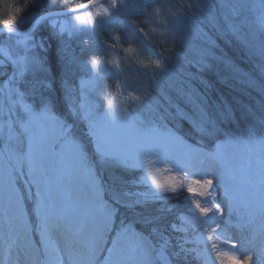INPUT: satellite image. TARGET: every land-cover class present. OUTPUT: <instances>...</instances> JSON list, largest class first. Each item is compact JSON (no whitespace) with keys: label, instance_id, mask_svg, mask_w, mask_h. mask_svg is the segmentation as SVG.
Returning a JSON list of instances; mask_svg holds the SVG:
<instances>
[{"label":"rangeland","instance_id":"obj_1","mask_svg":"<svg viewBox=\"0 0 264 264\" xmlns=\"http://www.w3.org/2000/svg\"><path fill=\"white\" fill-rule=\"evenodd\" d=\"M47 1L50 8L62 9L76 3L0 0V26L20 24L17 31L25 32L38 17L51 12ZM168 1L107 0L97 6L108 7L109 14L94 16L91 21L80 22L76 16L95 13L96 7L43 19L35 28L50 30L59 42L55 77L45 63L43 42L32 34L35 28L25 37L0 35V199L10 215L13 232L11 245L5 243L7 237L0 239V264H57V257H62L63 264H103L105 256L110 264H150L149 251L141 239L130 248L122 246L123 240L112 248L113 239L111 243L108 240L113 230L109 231L99 203L106 196L125 205L129 199L107 193L95 169L99 167L103 175H114L117 167L142 169L146 185L154 193L161 192L148 178V165L141 162L145 157L161 169V181L183 172L213 179L212 191L224 212L217 217L222 225L215 233L217 252L234 251L241 257L255 253V264L264 261V138L228 140L211 154L198 139L200 146L171 130H159L145 112L151 107L149 95L163 93V86L172 88L181 72L165 66L154 48L172 49L193 65H204L212 45L209 30L244 35L246 30L249 35L254 27L264 29V0ZM128 48L132 51L127 52ZM93 59L97 60L95 67ZM153 60H159L160 65ZM176 62L179 67L181 61ZM108 101H112L117 124L110 128V143L101 144L94 119L108 112ZM55 104L61 105L59 110ZM23 105H28L31 113ZM45 110L62 125L63 135L49 138L45 146L37 148L34 134L21 125L28 124L32 114ZM125 111L131 119L122 123ZM66 140L73 142L72 153L62 148ZM190 157L193 161L184 163ZM169 166L171 171L164 172ZM24 167L43 199L35 205L40 211L38 219L47 222L58 249L50 259H41L40 252L34 246L25 247V238H21V220L29 232L32 224L22 202L31 193ZM173 194L186 215L182 188ZM195 199L205 206L211 204V198ZM196 214L199 217L198 211ZM199 218L215 227L209 218ZM6 221L2 220L7 230ZM237 223L240 227L231 226ZM0 226V233H4ZM199 228H191L192 233ZM232 242L237 243L235 249ZM162 262L165 264V259Z\"/></svg>","mask_w":264,"mask_h":264},{"label":"trees","instance_id":"obj_2","mask_svg":"<svg viewBox=\"0 0 264 264\" xmlns=\"http://www.w3.org/2000/svg\"><path fill=\"white\" fill-rule=\"evenodd\" d=\"M84 3L86 0H76V3L65 9L58 6L50 8L48 1L46 5L49 11L54 12L78 8ZM21 27L20 24L13 27L5 24L0 26V29L20 30ZM245 33L246 35L241 32L220 33L209 30L212 45L208 46L205 64L199 66L193 65L189 58L178 57L172 49L163 51L154 48V52L161 57L165 66H174L181 71L179 80L174 81L172 88L161 84L163 93L149 95L151 107L145 112L159 130H171L191 144L200 146L198 139L207 151L216 148L217 143L222 144L228 140L264 137V29L254 27L248 32L249 35L246 30ZM32 34L43 42L45 63L52 76H58L57 37H53L48 29L37 27ZM177 60L181 61L179 67L175 64ZM168 61H174V64ZM55 106L58 110L61 107L59 104ZM90 151H93L91 146ZM130 167H127V170L117 167L114 169V175H103L99 167L95 168L97 179L107 193L120 194L129 199L125 205L106 196L104 202L108 203L109 209L114 212L116 225L108 241L116 236V229L134 228L139 237L130 238L128 241L132 245L133 240L145 241L150 264H163L162 260L165 258L169 264H219L216 258L217 249L213 250V244L218 245L219 242L207 231L209 226L200 227L197 232L192 233L193 230L189 228L187 233H181L178 230V217L182 212L177 195L174 198L172 192H156L157 195L148 184L146 185L145 172ZM23 175L25 183L31 189L28 198L25 196L22 201L32 222L30 232L28 228H25V231L28 237L35 239L39 245L38 234L43 222V219H38L40 211L35 206L38 204L39 193L25 169ZM22 185L25 187L23 180ZM182 190L187 199L186 189ZM166 195L171 198L167 199ZM7 211L3 200L0 199V225L5 231L0 233V239L7 237L5 243L10 245L12 240L9 236L13 232L10 230V215H7ZM2 220H8L7 230ZM209 235L212 236L211 240L208 239ZM21 238L25 236L21 235ZM123 243L127 247V240H123ZM34 247L44 260L45 253L42 248ZM103 253L101 252V257Z\"/></svg>","mask_w":264,"mask_h":264},{"label":"snow or ice","instance_id":"obj_3","mask_svg":"<svg viewBox=\"0 0 264 264\" xmlns=\"http://www.w3.org/2000/svg\"><path fill=\"white\" fill-rule=\"evenodd\" d=\"M118 2V0H117ZM81 8L96 7V12H88L86 16L78 15L76 20L80 22L91 21L94 16H99L101 14L108 15L109 8L104 6H97V0H86V3L80 5ZM143 31V30H141ZM119 39V37H117ZM127 52H131L132 49H126ZM92 65L95 67L97 60L93 59L91 61ZM153 64L159 66V60H153ZM25 111L31 113V109L28 105H23ZM130 116L125 111L122 113L121 122L130 121ZM117 124L116 116L113 111L112 101H108V112L98 115L94 119V126L96 133L98 134L101 144L110 143V128L114 127ZM26 132H32L34 134L35 143L37 148L45 146L46 141L49 138H55L57 136L63 135L62 125H60L53 117L49 115L47 110L40 112L39 114H32L28 124L21 125ZM64 151L72 153L74 151L73 142L66 140L62 145ZM142 164L148 165V178L151 179L152 183L159 189L161 192H172L175 193L178 189L184 188L188 194L186 201L187 214L181 215L178 217L180 222L179 231L181 233H187L189 228H196L198 226L204 227L202 223L204 220H201L199 217H207L210 219L211 223L215 224L214 228H210L207 231L211 233H216L217 229L222 227L220 220L217 217H222L224 215L222 206L216 200V193L212 191L214 187V180L211 178H196V176H189L186 172L183 174H178L174 176L167 177L165 180H158V177L161 173L160 168L154 167L156 163L152 159L142 158ZM164 172L171 171L170 166L163 169ZM147 196V194H145ZM193 197H201L204 199L211 198V206H205L200 199H194ZM192 205L195 206V211L192 208ZM99 211L103 214L105 221L107 223L108 229L111 232L116 228L114 212L109 209V206L101 201L99 203ZM198 211L199 217L196 215ZM234 211H236L234 209ZM211 213V217L209 214ZM237 216L239 212L237 211ZM19 219V217H18ZM231 224V222H230ZM234 227H240L237 223L236 225H231ZM175 228L176 226L173 225ZM20 231L24 234V245L25 247L37 246L44 250L45 256L49 259L53 253L58 251L57 246L53 244V240L50 234V229L46 221L42 222L41 231L39 233V245L35 239L28 237V234L25 232L24 222L21 220ZM139 234L134 231V228H121L116 229V236L112 241V248H116L121 240H127L130 238H138ZM208 239L211 240L212 236L209 235ZM227 242V241H226ZM231 247L235 249L237 247L236 242L231 243ZM217 246L213 244V250L215 251ZM112 249H109L111 252ZM218 260L221 264H255V253H248L243 255V257L238 256L234 251L231 252H217ZM57 264H63L62 257H57ZM103 264H110V258L105 256ZM165 264H168L167 258H165ZM261 264H264V261H261Z\"/></svg>","mask_w":264,"mask_h":264},{"label":"water","instance_id":"obj_4","mask_svg":"<svg viewBox=\"0 0 264 264\" xmlns=\"http://www.w3.org/2000/svg\"><path fill=\"white\" fill-rule=\"evenodd\" d=\"M102 0H97V3L100 2ZM87 8H74V9H70V10H63V11H54V12H49L47 14H44L40 17H38L34 23L29 26L28 30H26L25 32H19V31H15V30H10V29H6V28H1L0 29V35H8V36H14L15 37H25L27 35H29L35 28V26H37L43 19L47 18V17H52V16H59V15H67V14H72L75 12H79V11H83Z\"/></svg>","mask_w":264,"mask_h":264}]
</instances>
